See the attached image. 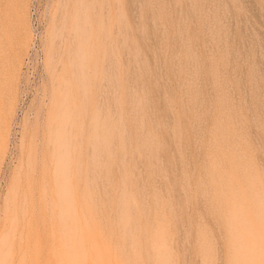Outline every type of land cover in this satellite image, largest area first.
Returning <instances> with one entry per match:
<instances>
[{
  "label": "rangeland",
  "instance_id": "rangeland-1",
  "mask_svg": "<svg viewBox=\"0 0 264 264\" xmlns=\"http://www.w3.org/2000/svg\"><path fill=\"white\" fill-rule=\"evenodd\" d=\"M0 264H264V0H0Z\"/></svg>",
  "mask_w": 264,
  "mask_h": 264
},
{
  "label": "bare ground",
  "instance_id": "bare-ground-1",
  "mask_svg": "<svg viewBox=\"0 0 264 264\" xmlns=\"http://www.w3.org/2000/svg\"><path fill=\"white\" fill-rule=\"evenodd\" d=\"M247 247V246H246ZM251 251V250H250ZM243 261H245V260H243Z\"/></svg>",
  "mask_w": 264,
  "mask_h": 264
}]
</instances>
